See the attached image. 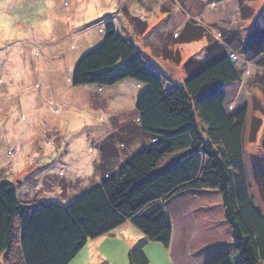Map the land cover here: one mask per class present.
<instances>
[{
    "label": "rangeland",
    "instance_id": "374dc122",
    "mask_svg": "<svg viewBox=\"0 0 264 264\" xmlns=\"http://www.w3.org/2000/svg\"><path fill=\"white\" fill-rule=\"evenodd\" d=\"M127 1L0 0L1 181L22 189L26 200L67 205L100 183L96 166L103 145L111 151L112 165H118L147 141L139 132L136 140L133 136L136 99L146 89L144 85L128 79L100 90L91 85L74 87L70 82L75 63L99 45L103 23L112 20L177 85L187 78L189 60L202 62L209 49L212 53L218 46L228 54L238 79L226 88V102L215 113L232 131L245 156L253 198L264 213L250 170L252 156L263 155L264 53L247 61L240 53L242 48H228L222 37L236 33L244 46L255 24L258 31L263 30L264 0ZM124 14L144 21V34L133 32ZM193 23L206 31L203 37L190 44H175L173 39ZM168 52L173 57L178 53L179 61L164 58ZM253 119L262 126L254 137ZM167 210L178 226L177 257H182L184 248L190 264H205L204 255L193 258L192 253L203 254L214 241L223 243L218 252L236 248L218 193L189 191L171 200ZM120 233L107 241L111 249L107 245L99 248L95 256L104 259L96 264H129L128 244L136 246L142 235L131 239L128 233L124 241ZM88 248L72 264H88ZM146 250L149 264H167L157 251Z\"/></svg>",
    "mask_w": 264,
    "mask_h": 264
},
{
    "label": "trees",
    "instance_id": "16d2710c",
    "mask_svg": "<svg viewBox=\"0 0 264 264\" xmlns=\"http://www.w3.org/2000/svg\"><path fill=\"white\" fill-rule=\"evenodd\" d=\"M124 15L133 32L144 34V22ZM257 29L255 24L244 46L236 33L222 37L228 48H242L240 53L251 61L264 53V29ZM205 32L187 24L173 41L190 44ZM210 49L202 62L186 63L187 78L177 85L112 20L103 23L102 41L75 63L70 82L100 90L128 79L144 85L136 99L133 136L136 140L139 132L147 141L118 165H112L111 151L103 145L96 166L100 183L67 205L26 200L17 186L0 179V264H69L89 241L127 223L143 235L128 251L129 264H148V243L171 246L168 203L189 191L221 196L225 223L236 244L234 251L217 252L206 264H264V213L253 198L245 156L215 113L225 87L238 76L221 46L212 53ZM178 56L164 54L174 62ZM261 127L253 119V137ZM262 138L263 155L252 156L250 170L264 203Z\"/></svg>",
    "mask_w": 264,
    "mask_h": 264
},
{
    "label": "crops",
    "instance_id": "0c3cea01",
    "mask_svg": "<svg viewBox=\"0 0 264 264\" xmlns=\"http://www.w3.org/2000/svg\"><path fill=\"white\" fill-rule=\"evenodd\" d=\"M129 1V0H128ZM127 1V2H128ZM135 1V0H134ZM133 2V1H132ZM135 2H137V1H135ZM127 5V4H126ZM119 14V11H118V13H117V15ZM115 16V15H114ZM142 22H144V21H142ZM102 36H103V33L101 32V37H100V39H99V41L101 42L102 41ZM196 42V41H195ZM206 58V56L201 60V61H203L204 59ZM230 85H232V84H230ZM229 85H227L226 87H225V91H226V88L228 87ZM224 91V92H225ZM224 98H226L227 99V93H225V95H224ZM226 101H223L222 103H225ZM224 124V123H223ZM226 127H227V125L226 124H224ZM228 129H229V127H227ZM15 186V185H14ZM17 188H19L18 186H17ZM22 189H19V192L21 191ZM177 225H176V223H173V236H172V242H171V246H170V248L169 249H165V248H163L162 246H160V247H162V248H157L158 247V245L159 244H157V243H148L147 245H146V247H145V253H146V255H147V248H149L152 252H158L159 253V255H161V257L163 258V261H167V264H190L189 263V256L187 255V257H185V255L187 254L186 253V251L184 250V248H182L183 249V252H180V255L182 256V257H177V255L175 254V248H176V246L178 245V243L180 244V242H177V234H176V232H177ZM117 231H120L121 233H120V235H122V236H124V241H125V238L128 240V237H130L131 239H134V236L137 238V239H140V237L138 236V233L139 234H141L135 227H133L131 224H129V223H127V224H124V225H122V226H120V227H118L117 229H115L114 231H112L110 234H108V235H105V236H103V237H100V238H98V239H96V240H93V241H89L86 245H85V247L81 250V251H83L86 247H89L88 249V264H96V263H99V262H101V261H103V257L101 256V255H97V256H95L97 253H99V248L102 246V245H107L108 246V248H112V245L111 244H106V243H108L107 241H110V239H113V238H116V235H114V233L115 232H117ZM128 233H129V236H128ZM142 235V234H141ZM128 236V237H127ZM142 239H143V235H142ZM142 241V240H141ZM156 244V247L155 246H153V245H155ZM132 243L131 242H129V244H128V249L129 248H132ZM201 246V245H200ZM222 247L223 246V243H220V242H217V241H214V242H212L211 244H209V245H207V247L206 248H204V252L206 251V250H211V251H213L212 253H210V255L207 253V254H204V252H203V254H202V252H200V251H195L196 253H192V256H193V258H196V256L197 255H199L200 254V256L201 255H204L205 256V258H204V262H205V264L208 262V260L215 254V253H217L218 252V248L219 247ZM80 251V252H81ZM210 251V252H211ZM79 252V253H80ZM79 253L76 255V257L74 258V259H76L77 258V256L79 255ZM166 255V256H165ZM147 257H148V255H147ZM73 259V260H74ZM73 260L69 263V264H72L73 263ZM186 260H188V261H186ZM186 261V262H185ZM102 264H104V262L102 263ZM149 264V263H148Z\"/></svg>",
    "mask_w": 264,
    "mask_h": 264
},
{
    "label": "clouds",
    "instance_id": "9594fccd",
    "mask_svg": "<svg viewBox=\"0 0 264 264\" xmlns=\"http://www.w3.org/2000/svg\"><path fill=\"white\" fill-rule=\"evenodd\" d=\"M103 33V31H101Z\"/></svg>",
    "mask_w": 264,
    "mask_h": 264
}]
</instances>
